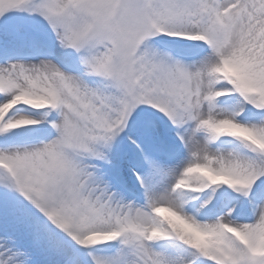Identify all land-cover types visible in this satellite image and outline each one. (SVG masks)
Instances as JSON below:
<instances>
[{
	"label": "snow or ice",
	"instance_id": "6c2138e0",
	"mask_svg": "<svg viewBox=\"0 0 264 264\" xmlns=\"http://www.w3.org/2000/svg\"><path fill=\"white\" fill-rule=\"evenodd\" d=\"M0 264H264V0H0Z\"/></svg>",
	"mask_w": 264,
	"mask_h": 264
}]
</instances>
